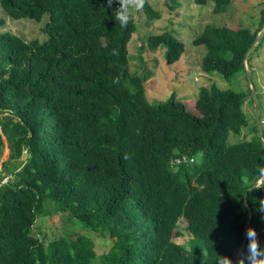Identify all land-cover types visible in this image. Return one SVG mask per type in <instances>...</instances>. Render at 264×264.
<instances>
[{"label": "trees", "instance_id": "1", "mask_svg": "<svg viewBox=\"0 0 264 264\" xmlns=\"http://www.w3.org/2000/svg\"><path fill=\"white\" fill-rule=\"evenodd\" d=\"M194 1L213 2L218 15L234 0ZM117 7L119 0H0V264H245V248L235 256L249 209L248 233L264 239L257 215L264 179L249 190L264 176L256 119V137L239 139L250 126L247 95L202 88L198 115L176 93L152 104V73L131 70L137 22L128 10L121 27ZM142 10L149 21L161 18L147 0ZM7 18H47V37L27 42L5 30ZM263 26L264 10L255 31L207 25L194 40L206 49L203 71L248 81ZM147 45L165 50L170 66L186 51L168 31ZM231 135L240 142L230 143ZM59 214L80 229L46 242L36 222ZM182 220L186 243L177 241ZM95 237L108 251L97 253Z\"/></svg>", "mask_w": 264, "mask_h": 264}, {"label": "rangeland", "instance_id": "2", "mask_svg": "<svg viewBox=\"0 0 264 264\" xmlns=\"http://www.w3.org/2000/svg\"><path fill=\"white\" fill-rule=\"evenodd\" d=\"M150 6L161 13L158 20L149 21L142 10V6L137 9L131 3L128 6L137 22V32L135 33L130 46L131 70L140 75L147 71L152 73V77L146 82L148 95L152 104L166 102L173 93L181 99L193 114L198 115L195 104L202 88H211L216 84L222 90H232L244 92L247 97L243 109L247 114L250 126L243 130L239 139H252L256 134L251 131L255 119V106L249 95L251 86L244 76L225 80L219 73H205L202 68L203 58L206 49L203 46H195L194 40L210 24L217 26L227 25L230 27H247L255 31L262 20L264 10V0H234L232 4L222 14L215 15L214 3L208 2L206 5H197L194 0H178L180 6L173 7L174 0H147ZM0 16L2 11L0 9ZM6 31L18 34L25 41L30 42L35 38L44 40L45 24L47 18L41 23L32 20H12L7 18ZM174 32L175 36L184 42L186 51L180 62L170 66L165 61V50L151 51L147 46L148 39L153 35L163 32ZM141 49L143 50L141 52ZM250 65L252 69L250 68ZM247 70L252 73V82L257 95L260 96V117L262 127H264V39L260 49L253 51L250 64ZM252 99V100H251ZM238 136L231 135L230 143H238ZM237 139V140H236ZM9 157V150L5 148L2 155L1 164ZM200 163V160H198ZM1 169V166H0ZM6 175V174H4ZM183 236L178 238L179 243H186L191 236L184 231L187 224L184 220L180 223ZM79 230L72 227L66 214L51 215L37 220L35 233L46 242L57 239L65 235L64 230ZM255 241L261 254H264L263 235H257ZM95 249L98 254L108 251L109 244L95 237Z\"/></svg>", "mask_w": 264, "mask_h": 264}, {"label": "clouds", "instance_id": "3", "mask_svg": "<svg viewBox=\"0 0 264 264\" xmlns=\"http://www.w3.org/2000/svg\"><path fill=\"white\" fill-rule=\"evenodd\" d=\"M113 0H108V5L111 6ZM131 3L135 8L139 9L142 6L143 0H119V7L113 10V18L116 23L119 22L121 27H125L129 22L128 6ZM259 216V225L264 229V205L259 206L257 213ZM245 264H264V254H261L253 237H248L245 241ZM231 264V261H230Z\"/></svg>", "mask_w": 264, "mask_h": 264}, {"label": "water", "instance_id": "4", "mask_svg": "<svg viewBox=\"0 0 264 264\" xmlns=\"http://www.w3.org/2000/svg\"><path fill=\"white\" fill-rule=\"evenodd\" d=\"M264 32V26L262 28V31L258 34L254 44L252 45L250 51L259 43L260 39H261V36ZM247 58V56H246ZM247 64V60H245V65ZM246 72H247V77H248V83L250 84L251 86V95H252V98H253V102H254V106H255V119H256V124H257V128H258V133H259V136L261 138V141L264 145V138H263V133H262V128H261V120H260V104H259V98H258V95H257V91L253 85V82H252V75L250 73V71L247 70V67H246ZM28 158V154H24L23 156V160L26 161ZM264 179V176L258 180V182H256L252 187L249 188V190H252V189H255L257 187H259L262 183ZM245 202L247 204V195L245 196ZM251 214H252V210L249 209V217H248V220H247V223H246V226H245V239H244V243L243 245L240 247V249L238 250L235 258H236V262L239 261L240 259V254L242 253V251L244 250L245 248V241L248 237H250L249 233H248V228H249V221H250V217H251ZM264 232V231H262Z\"/></svg>", "mask_w": 264, "mask_h": 264}, {"label": "built area", "instance_id": "5", "mask_svg": "<svg viewBox=\"0 0 264 264\" xmlns=\"http://www.w3.org/2000/svg\"><path fill=\"white\" fill-rule=\"evenodd\" d=\"M8 180H9V178L6 177V178L2 181V184L8 182Z\"/></svg>", "mask_w": 264, "mask_h": 264}]
</instances>
